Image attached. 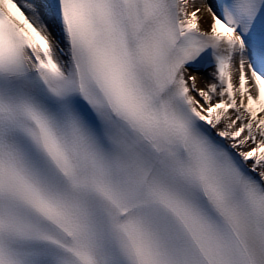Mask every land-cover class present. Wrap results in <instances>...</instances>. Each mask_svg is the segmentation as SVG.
<instances>
[{
	"label": "snow or ice",
	"instance_id": "obj_1",
	"mask_svg": "<svg viewBox=\"0 0 264 264\" xmlns=\"http://www.w3.org/2000/svg\"><path fill=\"white\" fill-rule=\"evenodd\" d=\"M0 264H264V0H0Z\"/></svg>",
	"mask_w": 264,
	"mask_h": 264
},
{
	"label": "bare ground",
	"instance_id": "obj_2",
	"mask_svg": "<svg viewBox=\"0 0 264 264\" xmlns=\"http://www.w3.org/2000/svg\"><path fill=\"white\" fill-rule=\"evenodd\" d=\"M202 26L203 27H207V24L206 23H202ZM198 86H202V84L201 85H198Z\"/></svg>",
	"mask_w": 264,
	"mask_h": 264
}]
</instances>
